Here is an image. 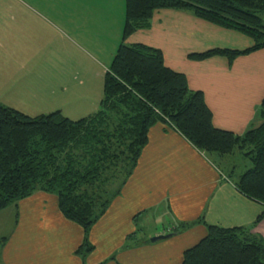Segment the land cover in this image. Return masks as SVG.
I'll return each mask as SVG.
<instances>
[{
	"label": "crops",
	"instance_id": "1",
	"mask_svg": "<svg viewBox=\"0 0 264 264\" xmlns=\"http://www.w3.org/2000/svg\"><path fill=\"white\" fill-rule=\"evenodd\" d=\"M114 1L69 0L73 10L81 12L82 40H66L57 53L56 38L42 40L39 14L26 0H16L15 9L0 0V103L24 110L40 107L35 103L42 100L53 108L59 93L69 100L76 96L75 75L83 76L78 86L87 91L96 87L101 74L104 92L105 73L122 43L126 13L125 0L117 8ZM7 8H12L14 18ZM105 11L119 16L114 20ZM14 23L16 39L11 45ZM127 43L160 49L165 64L184 73L191 90L203 92L217 128L243 135L262 123L264 49L234 61L220 56L203 61L190 58L215 48L245 50L254 44L250 37L187 11L160 10L154 14L152 26L132 35ZM59 84L65 87L60 90ZM5 93L12 97H4ZM102 98L99 93V104ZM233 155H206L182 134L159 123L150 130L133 174L92 228L91 253L86 257L77 253L85 231L64 216L58 197L37 191L0 213L1 219L4 216L0 264H182L185 251L207 235L208 225L252 227L264 211L263 204L238 190L237 182L245 171L237 174ZM249 161L251 165L247 163L245 168L252 167ZM156 221L162 224H153L149 237L171 236L160 242L141 238L140 229ZM192 222L198 223L181 230ZM252 232L264 238V220Z\"/></svg>",
	"mask_w": 264,
	"mask_h": 264
},
{
	"label": "trees",
	"instance_id": "2",
	"mask_svg": "<svg viewBox=\"0 0 264 264\" xmlns=\"http://www.w3.org/2000/svg\"><path fill=\"white\" fill-rule=\"evenodd\" d=\"M125 4L122 43L105 73L96 113L79 120L61 110L30 116L0 103V211L37 191L56 195L64 216L85 231L77 251L82 257L94 250L89 240L92 228L133 174L150 130L159 123L206 155L244 152L252 167L241 175L237 188L264 205V100L258 127L243 135L219 129L203 92L191 90L186 75L168 67L160 49L127 43L152 26L157 11L182 10L254 41L245 50L215 48L193 53L191 59L220 56L234 61L264 49V0H125ZM120 167L128 170V178L105 197L108 173L115 176ZM263 220L264 211L252 227L208 225L207 235L185 251L182 264H264V238L252 232ZM195 223H185L181 230Z\"/></svg>",
	"mask_w": 264,
	"mask_h": 264
},
{
	"label": "rangeland",
	"instance_id": "3",
	"mask_svg": "<svg viewBox=\"0 0 264 264\" xmlns=\"http://www.w3.org/2000/svg\"><path fill=\"white\" fill-rule=\"evenodd\" d=\"M7 5L11 6L15 9L16 6V0H6ZM29 3V7L32 8V11L36 14H39L40 17V28L41 29V38L42 40L47 39L49 36L56 38V51L59 52V48L61 45L66 44V40H82L81 39V12L78 10L75 12V8L70 4L69 0H26ZM118 2L122 3V0H115L114 4L115 7H118ZM74 9V10H73ZM7 10L10 12L9 17L14 18V12L12 11V8H7ZM106 16H111L116 19V17L119 16L118 12L115 11H105ZM117 15V16H116ZM26 19H29V16L26 14ZM261 17L263 20L264 25V13H261ZM113 18L111 21H114ZM15 26L14 23L11 26L10 31V44L12 45V41L16 39V33H15ZM10 53H15V51H11ZM16 54V53H15ZM14 54V55H15ZM58 59L61 60L59 54H57ZM83 60V59H82ZM75 74V70H74ZM102 75H99V78L97 80L96 87L94 89H89L86 91V87L78 86V84L81 83V81H84L83 76L75 75L76 81H73V84L77 85L78 91L75 97L65 98L64 93H59L57 104H55V107L47 106L48 102H42V100L37 101L35 104H39L40 107L38 108H32V109H24L20 110L23 113L30 115V116H36L41 113L43 114H49L52 112L57 111L58 109H61L63 114L67 117H69L72 120H79L82 118H85L95 112H97L100 109V104L98 103L99 99V93L103 95L102 92ZM67 86V83H66ZM65 87V84H59L58 89H62ZM86 91V92H85ZM5 96L12 97L10 93H5ZM66 99V101H65ZM70 103V104H69ZM22 104V101H21ZM60 107V108H57ZM232 160L235 164H237V174L241 173L242 171H246L249 168H245V164H250L249 159H246L244 157V152L237 150L236 153L233 155ZM112 172V171H111ZM115 172V171H114ZM236 174V175H237ZM108 175H111L110 180L106 182L105 189L108 191V194H106L105 197H111L113 193L116 192V190L122 186L124 181L128 178V170L119 168L118 172L113 176V173ZM237 177V176H236ZM9 209H5L2 212H8ZM108 211V210H107ZM19 212V211H18ZM151 217L150 215H148ZM4 219V216H2ZM3 219L0 218V222L3 221ZM13 219V217H12ZM11 219V221H12ZM159 224H162V222H150L149 224H146V226H143L142 229L138 232L141 238L145 239H152L154 237H149L150 230L154 229ZM96 225V224H95ZM94 225V226H95ZM0 228H2L0 226ZM7 229H10L12 227H4ZM112 238L110 237L109 240L104 244L105 248H108L110 241ZM162 241V240H160ZM159 241V242H160ZM117 249V248H116ZM117 252V250H116ZM118 253V252H117Z\"/></svg>",
	"mask_w": 264,
	"mask_h": 264
},
{
	"label": "water",
	"instance_id": "4",
	"mask_svg": "<svg viewBox=\"0 0 264 264\" xmlns=\"http://www.w3.org/2000/svg\"><path fill=\"white\" fill-rule=\"evenodd\" d=\"M170 236L171 235L156 236V237L151 239V242H157V241H160V240H165V239H168Z\"/></svg>",
	"mask_w": 264,
	"mask_h": 264
}]
</instances>
